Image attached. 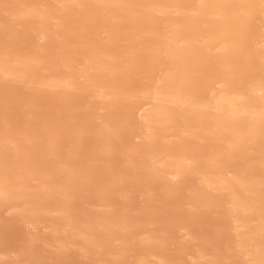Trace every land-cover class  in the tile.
I'll return each mask as SVG.
<instances>
[{"label":"bare ground","instance_id":"bare-ground-1","mask_svg":"<svg viewBox=\"0 0 264 264\" xmlns=\"http://www.w3.org/2000/svg\"><path fill=\"white\" fill-rule=\"evenodd\" d=\"M0 264H264V0H0Z\"/></svg>","mask_w":264,"mask_h":264}]
</instances>
